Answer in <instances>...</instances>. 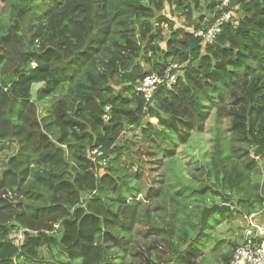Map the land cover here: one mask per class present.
I'll return each mask as SVG.
<instances>
[{
  "label": "trees",
  "instance_id": "trees-1",
  "mask_svg": "<svg viewBox=\"0 0 264 264\" xmlns=\"http://www.w3.org/2000/svg\"><path fill=\"white\" fill-rule=\"evenodd\" d=\"M221 1L204 0L206 7L201 11L202 0H187V2L185 0H114L115 3L124 4L126 7H114L110 12L109 3L113 0H59L57 7L45 14L46 20L50 23H44L42 27L31 32V35H21L16 30L17 26H13L7 35L0 36V142L3 144L12 142L18 145L17 154L9 159L6 170L0 176V235L8 236L12 230L23 228L26 233V241L22 249L32 252L39 239L44 236L43 233L40 234V237L34 236L31 234L32 231H35L38 226H43L51 232L55 226V218L65 214V205L60 202V197L66 194L75 199L78 195L72 191V181L65 179L63 172L53 171V167L62 162L58 159V154L64 151L65 146L68 149L79 147L81 152L90 151L93 154L105 139L115 144L116 136L121 131L125 133L128 130L132 131L131 126L125 124V120L131 119L136 109H130L127 105L133 104L136 99L141 98L136 95L135 86L139 81L152 74V70L158 68L163 72L169 65L184 66V73L173 88L177 89L184 78L192 80L194 84L200 86V82L195 80L194 74H198L199 71L206 68L211 70L205 73L204 83L211 84L223 73L225 67H238L242 61L249 59L264 60V57H259V38L264 34V8L260 7L259 0H233L227 8L236 11L239 16L236 32L240 39L245 41L242 47L235 40L224 39L225 34L232 30L233 24H227L223 28L222 34L217 38L223 39L221 47H216L213 43L203 46L201 40L195 36L193 31L200 28L205 29L204 24L207 16L216 13ZM93 4H95V9H93ZM174 4L175 8H173ZM167 11L169 14L166 13ZM194 11L200 14L197 25L177 26L179 12L192 20ZM157 12L158 15H156ZM219 14L220 12L211 17L208 27L215 22ZM241 15H243V19H240ZM33 18L39 19L35 16ZM93 18L101 25L96 31H93L95 27ZM65 20L68 21L67 24ZM245 24L247 27H242ZM164 26L168 28V34H165ZM153 28L156 30L153 31ZM96 32H99V37ZM73 39L82 48V51L77 52V56L83 57L85 53H88L90 58L95 60L97 66L103 64L106 70L108 65L114 62L126 59L128 63H131L132 59L141 52L152 55L140 56L143 64L137 62L133 65L132 72L120 73L119 68H113L108 77L101 73V79L115 77L112 83H105L103 87H96L97 81L91 72L85 69L82 77L75 82L74 91L73 80L68 79L65 72L61 71L58 74L52 68V65L59 64L66 49L71 50L75 47L72 45ZM86 39L87 45L84 44ZM156 40H160V43L155 44ZM25 42H27V48H25ZM109 43L117 55L106 64L101 51ZM161 43L165 44L164 49L161 47ZM193 44H195L193 51L203 53L200 56V63L195 69L188 67L191 62L187 60L185 51ZM90 49L92 51H89ZM155 55L166 58L169 63L156 60L154 64H151L152 70L139 72L138 70L143 69L145 65H149ZM214 57L216 63L213 67L211 61ZM72 59H76V57ZM32 61L36 62L35 68L30 66ZM123 66L125 65L121 64V67ZM261 70H264V67ZM124 80H128L129 83H123ZM241 87H245L244 81L241 82ZM173 89L161 87L155 97L159 98L164 91L171 95ZM247 91L257 100V103L252 105L250 114L264 115V83L253 82L247 85ZM128 93L131 95H127ZM98 99L103 107L97 105ZM247 99V96H237L230 101L228 96L221 94L218 102L228 100L234 103V108H231L229 112L227 110L221 112V115L238 117L240 113L236 109ZM110 101L111 104L119 103L124 107H111ZM163 102L168 103L170 109L175 108L174 103L168 102V96L163 97ZM90 107L94 111H98L99 115H91L90 121L79 119ZM107 107H110L109 120L104 119ZM37 108H39V113H37ZM42 110L43 112H41ZM149 111L151 110L149 109ZM206 116L207 112L203 114V119L206 120ZM239 122L237 120L234 123ZM90 123L94 130L103 129L107 135L98 136V142L92 144L89 149H86L82 142L78 145L68 142L70 132L71 139L74 141H83L89 138L91 133L85 131L82 136H79L71 130L80 129L83 131L89 127ZM161 123L164 122L161 121ZM21 124L26 127H22ZM149 124H151L150 121ZM185 124L187 125V122ZM141 130L147 133L148 128L145 127ZM199 132H203V126ZM193 136L190 135L188 139H182L178 145L167 149L166 158L176 157V148L187 145ZM263 137L258 138L256 148L259 145V140ZM120 139L123 140L124 137L121 136ZM21 140L24 141L23 144L19 143ZM240 142H247V137L241 138ZM33 143L37 145L36 151L40 153L34 167L30 155L24 151ZM248 151L245 149L244 154L247 155ZM120 155L122 156L123 153ZM92 157L93 155L85 154L77 156L76 159L83 162L81 166L92 165L94 163ZM119 159L120 156H116L113 158V162H117ZM175 160L177 161V159ZM180 165L179 168L183 170L185 165ZM41 167H44L48 172V176L40 174ZM91 175L90 173L77 174V180L86 184ZM49 176L52 182H49ZM133 178L137 180L135 174ZM192 179L195 180V177ZM104 181H111L115 185L114 191L127 187L116 181L110 169L103 170L101 182ZM45 189L52 194L51 203H47L45 200ZM136 191L139 192L140 189H136ZM195 191L203 192L202 189H195ZM11 196L20 199V202H14ZM21 197L23 198L21 199ZM132 201L133 204L128 206L125 198H112V203L118 205L123 211L112 208L105 209L99 197L90 198L85 205L76 207L75 215L83 226L82 239L84 243L80 247H75V252L78 255L72 256L73 261L90 264L95 251L90 243L94 240L92 230L101 231L97 226L101 220L106 228L119 227L123 232H130L136 228L138 222L136 218L143 201L138 200L135 195L132 196ZM20 208L32 209V211H24ZM85 208L88 209L87 212L84 211ZM239 211L245 214L243 210ZM144 214L147 218L144 222L148 223L158 237L167 231L166 227H159L164 224L165 215H168L170 220L177 215V213H168L165 205H163L162 211L157 214L151 212ZM252 214L248 213L247 216ZM122 216L125 219L131 217L132 223H121ZM49 218H53L52 224L46 223ZM159 219L162 220V223ZM64 224L71 227L76 224V220L71 222L66 220ZM104 237L106 243L110 242L117 246L113 239L117 238L114 232L105 230ZM65 242L71 246L69 240L66 239ZM79 243L77 241V244ZM127 249L124 248V250ZM15 250L16 247L8 240L0 241V264H14L13 255L16 256V260L25 256L24 251L16 254ZM122 256L124 259V253ZM108 264H113V262L109 261Z\"/></svg>",
  "mask_w": 264,
  "mask_h": 264
},
{
  "label": "clouds",
  "instance_id": "clouds-1",
  "mask_svg": "<svg viewBox=\"0 0 264 264\" xmlns=\"http://www.w3.org/2000/svg\"><path fill=\"white\" fill-rule=\"evenodd\" d=\"M58 3L59 0H0V36L7 35L13 26H17L16 30L21 35H31V32L42 27L44 23H50L46 20L45 14L53 11ZM227 3L228 0H223L216 13L209 15V19L218 14L220 8H223ZM259 4L264 8V0H259ZM114 7H126V5L115 3L113 0L109 3V11L111 12ZM175 7L174 4L173 8ZM205 7L206 3L202 0L201 11ZM93 9H95V4H93ZM158 14L157 12L156 15ZM197 15L198 13L194 11L192 21H196ZM229 15H233L234 24L232 30L225 34L224 39L235 40L242 47L245 41L237 35L238 22L235 21L234 14L230 13ZM229 15H220L219 19L211 25L210 31L206 34L205 44L213 43L216 47L222 46L223 39H216L215 33L223 32L217 25L221 21L227 20ZM34 16L39 19L33 18ZM240 19H243V15L240 16ZM65 23L67 24L68 21L65 20ZM93 23L95 25L93 31L101 27L95 18H93ZM204 27L208 28V22H205ZM242 27H247V24ZM155 30L153 28V31ZM96 35L99 37V32H96ZM154 43L159 44L160 40H156ZM84 44L87 45V39ZM259 44V57H264V34L259 38ZM72 45L75 47L71 50L66 49L59 64L52 65V68L58 74L61 71L65 72L67 78L73 80L74 91L75 82L82 77L85 69L89 70L97 81L96 87H103L105 83H112L115 77L101 79V73L108 77L113 68H119L120 73L132 72L133 65L137 62L143 64L140 56L152 55L141 52L132 59L131 63H128L126 59L114 62L109 64L106 70L103 64L97 66L95 60L91 59L88 53H85L83 57L77 56V52L82 51V48L77 45L75 39L72 40ZM25 48H27V42H25ZM194 48L195 44L185 50L187 60L191 62L188 67L192 69L198 67L200 56L203 54L193 51ZM101 55L107 64L117 53L109 43L105 45ZM73 57L76 59H72ZM156 60L169 63L166 58L155 55L149 65H145L138 71L152 70L151 64H154ZM35 63L32 61L30 66L34 67ZM215 63L216 58L214 57L211 61L213 67ZM121 64L125 66L121 67ZM262 67H264V60L249 59L242 61L238 67H225L223 73L211 84L204 83L205 73L211 70L206 68L199 71L198 74H194L195 80L200 82V86L194 84L192 80L184 78L182 84H179L177 89H173L171 95L164 91L162 96L156 98L151 95V90H149L148 95L127 105L128 108L136 109V111L131 119L125 120V124L131 126L132 131L138 133L139 136L121 131L116 136L115 144L105 139L104 143L99 146L97 156L92 157L94 161L92 165L81 166L83 162L76 159L80 155L91 156L90 151L85 153L81 152L79 147L68 149L65 146L64 151L58 154V159L62 162L56 164L53 171L63 172L64 178L72 181V191L78 195L75 199L66 194L60 197V202L65 205V214L55 218V226L51 232L43 226H38L35 231H32L31 234L37 237H40L41 233L44 234L32 252L19 247L23 243L22 240L15 241L16 254L24 251L25 256L16 260V256L13 255L14 264H38V262L39 264H44V262L47 264H79L78 261L72 259V256L78 255L75 252V247H80L84 243L82 239L83 226L75 215L76 207L85 205L90 198L99 197L105 209L112 208L123 211L118 205L112 203V198H125L128 206L133 204L132 196L134 195L138 200H144L147 188L152 185V173L148 171L152 166L158 168L159 171L156 175L159 180L164 181L163 184L156 186L163 188L164 195L155 203H163L168 209V213H177L171 220L168 215H165L164 225L161 226L166 227L167 231L158 238L142 239L143 233L137 234L140 228L149 226L144 222L147 219L144 213L145 208L153 205L148 203L141 207L136 218L138 222L133 231L123 232L119 227L106 228L101 220L97 225L101 231L92 230L94 240L90 243L95 251L90 264H108L109 261H112L113 264H120L119 258L123 255L121 249L125 247L130 248V252L143 253L138 264H151L157 258H159V264H238L235 258L236 248L243 247L244 241L251 243V239L243 234L251 224L247 214L257 215L259 223L264 224V152H261L260 155L255 153L258 138L264 136V115L250 114L252 105L257 103V100L247 91V85L253 82L264 83ZM171 71L170 68L168 71L161 72L157 68L152 70V75L171 87L173 83ZM242 81L245 82V87H241ZM123 83H129V81L124 80ZM221 94L228 96L229 99H234L237 96H247L248 99L236 109L240 113L238 117H228L224 123L210 127L208 121L203 119V114L212 110V118H216V113L222 109L219 106L212 109V104L217 103ZM127 95H131V93ZM164 96H168L169 103L175 104L174 109H170L168 103L163 102ZM96 103L99 107H103L99 99ZM138 105L142 106L137 107ZM110 106L124 107L119 103L111 104V101ZM37 113H39V108H37ZM93 114L99 115V112L90 107L79 119L90 121ZM237 120L240 122L234 123ZM149 121L152 123L149 124ZM161 121L164 123L162 124ZM21 126L26 127L23 124ZM202 126L203 133L196 138L203 142L208 139L210 134L211 139L207 145L202 143L203 150L197 160L181 170L177 167L175 159L166 158L167 149L178 145L182 139H188L190 135H196ZM145 127L148 128L147 133L141 132V129ZM228 128H233V131H226ZM71 131L79 136H82L85 131L91 133V136L83 141H74L71 139V132L69 135V143L78 145L82 142L86 149L98 142V136L107 135L103 129L94 130L91 123L83 131L80 129ZM121 136L124 137V140L120 139ZM243 137H247V142H240ZM19 143L23 144L24 141L21 140ZM36 148L37 145L33 143L24 150L30 155L33 167L40 155ZM245 149L249 150L247 155L244 154ZM145 151L151 152L152 156L142 155ZM204 152L208 153L207 157H204ZM121 153H123L122 156ZM12 154H15V151ZM116 156H120V159L113 162V158ZM185 159L191 160V157ZM151 161H155V165L151 164ZM105 169H110L116 181L127 187L114 191L115 185L111 181L102 183L101 176ZM138 170L145 172L144 180L133 178ZM39 172L42 175H49L44 167H41ZM84 173L92 174L86 184L77 180V174ZM193 177L195 180L192 179ZM49 182H52L50 176ZM136 189H140V191L137 192ZM195 189H202L203 192L195 191ZM51 195L46 191L45 200L47 203L52 202ZM214 205H229L230 208L213 207ZM238 209L245 213L243 223L236 219V210ZM20 210L32 211V209ZM84 211L87 212L88 209L85 208ZM66 220L69 222L76 220V224L68 227L64 224ZM120 222L130 224L132 218L125 219L122 216ZM46 223L52 224L53 218H49ZM105 230L114 232L120 238L119 247L105 242ZM20 231H23V228ZM257 235L259 236V233ZM10 238V235H0V241H7ZM66 239L71 242V246L65 242ZM77 241L80 243L77 244ZM128 241H131V244H128ZM221 241L224 242L221 243ZM259 247L264 248V239L259 242Z\"/></svg>",
  "mask_w": 264,
  "mask_h": 264
},
{
  "label": "rangeland",
  "instance_id": "rangeland-1",
  "mask_svg": "<svg viewBox=\"0 0 264 264\" xmlns=\"http://www.w3.org/2000/svg\"><path fill=\"white\" fill-rule=\"evenodd\" d=\"M203 2H204V0H203ZM166 13L169 14V11H167ZM199 17H200V14L198 13V15L196 16V21H192L188 17H186L183 13L179 12L176 24L179 27H191V26L197 25L199 23ZM210 21H211V19H209V15H208L205 22H210ZM164 32H165V34H168V28L166 26H164ZM160 45L163 49L165 48L164 43H161ZM230 101H232V100L230 99ZM217 106H219L220 109H223V111H218L216 113L215 119L212 118L213 117L212 110H209L207 112L206 120L208 121L210 127H215L217 124L224 123L225 119L228 118V116H226L225 114H224L225 116H222L221 112H226V110L229 112V110L231 108H234V103L229 102L228 100H226V102H220V101L218 102L217 101L216 104H212V109H216ZM41 112H43V110ZM150 122L152 123V121H150ZM226 131L231 132L232 128H228ZM128 132H131L133 136H137V137L139 136L138 133L133 132L131 130H128L127 133ZM141 132H143V131L141 130ZM202 133L197 132L196 135L193 136L192 140L187 145L179 146L176 148V154L177 155L174 158L177 159V161H176L177 167H180L181 166L180 164H184L185 168H187L192 164L193 161L197 160V157L200 155V153L203 150L202 149V143H203V145H207L209 140L211 139V135L209 134L208 139H205L203 142H201L200 140H198L196 138V136H198ZM133 146H134V144H133ZM14 151H15V154H12ZM17 152H18V145L16 143L11 142V143L3 144L0 142V176L6 170V168L8 166L7 164H8L9 159L11 157L15 156L17 154ZM142 155H144L146 157H150V156H152V153L145 151L144 153H142ZM203 155H204V157H207L208 153L204 152ZM6 156H7V159H5ZM177 157H179V158H177ZM186 157H191V160H186L185 159ZM150 163L155 165V161H151ZM5 165H7V166H5ZM148 171L150 173H152V185L147 188V192L145 194L144 200H142L143 201L142 207L145 205V203L151 204L153 206L145 208V213L151 212L152 214H157V213L162 211V207L164 204L163 203H155V201L160 200L163 197L164 190H163V188H158L156 186L159 184H163L164 181L158 179L156 174L158 173L159 170L157 167L152 166L148 169ZM135 175H136L137 180H144L145 179V172H143V171L138 170L135 173ZM11 198L14 199V202H17V203L20 202V199H18L16 197L11 196ZM20 209H22V208H20ZM236 212H237L236 219L243 223L245 214H243L239 210H236ZM159 221L162 223L161 219H159ZM159 227H164V226H159ZM140 233H143V236L141 237L142 239H148L149 237L158 238V235L155 234L153 232L152 228L149 226L147 228H140L137 231V234L140 235ZM113 239H114V242L117 243V247H119L120 238L115 237ZM223 242L224 241H221V243H223ZM128 244H131V241H128ZM126 248H128V247H126ZM121 252L124 253L125 257H124V259H123V256H121L119 258L120 264H138V260L143 257L142 252H130V248H128L127 250H124V248H122ZM78 262H79V264H81L80 261H78ZM44 264H47V262H44ZM151 264H159V258H157L155 261H152Z\"/></svg>",
  "mask_w": 264,
  "mask_h": 264
},
{
  "label": "built area",
  "instance_id": "built-area-1",
  "mask_svg": "<svg viewBox=\"0 0 264 264\" xmlns=\"http://www.w3.org/2000/svg\"><path fill=\"white\" fill-rule=\"evenodd\" d=\"M232 2H233V0H228V3L224 4L223 8H220V11H219L220 14L216 18V20L219 19L220 15H229L230 13H232L235 16V21H237L239 23V20H238L239 16H238L237 12L234 10H231V9H227L231 5ZM222 3H223V0L221 1L220 4H222ZM219 6H218V8H219ZM227 24H234L233 15H229V18L227 20L221 21V23L219 25H217V27H219L223 30V28ZM210 29H211V25L208 28H205V29L201 28V29H198L196 31H193L195 36L201 40L203 46L210 44V43L205 44L206 34L210 31ZM197 33H199V35H197ZM221 34H222V32L221 33H215L216 39ZM35 67H36V63H35V66L33 68H35ZM170 68L172 69L171 75L173 77V83H172L171 87H169L166 83L162 82L158 77L154 78L153 75L150 74L144 80L139 81L137 83V85H139V87H137V85H136L135 89H134L136 95L140 96L142 98V97L148 95L149 90H151V95L153 97H155V95L157 94V92L159 91V89L161 87L173 89L177 85L180 77L184 73V71H183L184 66L173 64V65H169L164 71H168ZM106 110H107V113L105 114L104 119L109 120L110 107H107ZM97 154H98V150L94 151L92 155H93V157H95V156H97ZM92 161H93V159H92ZM248 218L250 219L251 224L247 227L246 231L244 232V235H247L251 239V243H249L248 241H244L243 247H237L235 250V258H236L238 264H264V248L259 247V242L262 239H264V226L261 225L257 221V215L252 214V215L248 216ZM258 233H259V236L257 235ZM9 235L11 238L8 239V242H10V244H12L14 247H16L15 241H17V240L23 241V243H21L19 245V247L22 249V247L24 246L25 241H26L25 230L20 231V229H14V230H12V232Z\"/></svg>",
  "mask_w": 264,
  "mask_h": 264
},
{
  "label": "water",
  "instance_id": "water-1",
  "mask_svg": "<svg viewBox=\"0 0 264 264\" xmlns=\"http://www.w3.org/2000/svg\"><path fill=\"white\" fill-rule=\"evenodd\" d=\"M261 152H264V137L259 140V145L255 150L256 155H260ZM213 207H225L230 208L229 205H214ZM201 224H203V221H201Z\"/></svg>",
  "mask_w": 264,
  "mask_h": 264
},
{
  "label": "crops",
  "instance_id": "crops-1",
  "mask_svg": "<svg viewBox=\"0 0 264 264\" xmlns=\"http://www.w3.org/2000/svg\"><path fill=\"white\" fill-rule=\"evenodd\" d=\"M257 221H258V218H257ZM259 222V221H258ZM261 225H264V224H261Z\"/></svg>",
  "mask_w": 264,
  "mask_h": 264
}]
</instances>
